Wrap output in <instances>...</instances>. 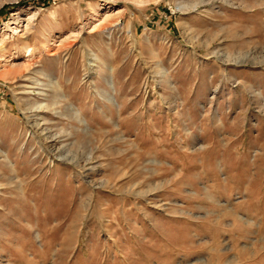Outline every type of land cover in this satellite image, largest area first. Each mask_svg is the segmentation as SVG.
Here are the masks:
<instances>
[{
	"label": "rangeland",
	"instance_id": "374dc122",
	"mask_svg": "<svg viewBox=\"0 0 264 264\" xmlns=\"http://www.w3.org/2000/svg\"><path fill=\"white\" fill-rule=\"evenodd\" d=\"M0 264H264V0H0Z\"/></svg>",
	"mask_w": 264,
	"mask_h": 264
},
{
	"label": "bare ground",
	"instance_id": "6f19581e",
	"mask_svg": "<svg viewBox=\"0 0 264 264\" xmlns=\"http://www.w3.org/2000/svg\"><path fill=\"white\" fill-rule=\"evenodd\" d=\"M253 185H255V184H253ZM228 192V191H227ZM216 236V235H215ZM199 250V249H198ZM256 250V249H255ZM261 250V249H260ZM258 251V250H257ZM256 251V252H257ZM247 253V252H246ZM260 253V252H259ZM245 254V253H244ZM226 256V255H225ZM252 257V256H251ZM226 258V257H225ZM249 258V257H248ZM250 260V259H249ZM252 260V259H251ZM254 260V259H253ZM236 262V261H235ZM254 263H255V261H254Z\"/></svg>",
	"mask_w": 264,
	"mask_h": 264
}]
</instances>
